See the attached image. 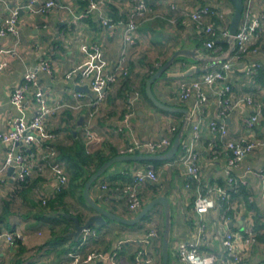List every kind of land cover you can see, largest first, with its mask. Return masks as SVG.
Instances as JSON below:
<instances>
[{"label":"crops","instance_id":"obj_1","mask_svg":"<svg viewBox=\"0 0 264 264\" xmlns=\"http://www.w3.org/2000/svg\"><path fill=\"white\" fill-rule=\"evenodd\" d=\"M46 1L49 0H41L39 5ZM57 1L70 10L55 7L48 9L44 14H34L26 8V0H4L0 3V25L9 18L12 10L18 11V38L15 40L10 36L0 37V48L16 50L14 55H5L8 66L0 76V132L9 130L12 122L22 116L25 119L32 117L30 105L21 114L10 101L12 90L22 83L27 72H37L40 88L48 103L53 106L72 102L76 86H87L89 89V82L93 77L106 75L117 65L122 49L121 32L119 29L109 31L103 28L99 18L103 13L114 21H127L132 11L130 0H97L104 4L102 13L94 11L76 22L74 14H83L87 3L80 4L82 0ZM146 2L150 11L148 19L140 23L137 41L128 49L126 55L128 85L122 86L118 83L106 89V99L92 118L88 117L86 109L80 112L72 111L69 119L62 114L64 109L57 111L55 116L46 122L48 129H59L55 133L56 143H71L68 134L76 122L78 126L81 117H84L82 125L78 126L81 138L84 139L86 128L95 135L89 144L85 141L86 152L101 150L104 156L112 158L119 156L120 150L133 139L141 142L157 141L174 136L179 126L178 133L182 129L185 115L156 107L146 95V82L176 51L198 50L199 61L178 59L152 85L153 95L159 103L190 112L195 97L192 95L187 100H181L178 84L183 81L190 82L202 73L191 77H171L170 74L184 72L191 66L205 67L207 71L211 68V59L218 56V51L214 53L205 49L204 31L186 15L205 6L214 10L215 17L220 22V25L216 26L219 34L215 44L216 48L221 50L220 42L229 46V41L222 39L220 32L224 28L228 30L233 5L227 0ZM252 11L253 17L262 14L264 0H255ZM94 44L99 47V56L90 49ZM41 62L50 66V72L38 70ZM256 63L260 65V69L254 78H250L246 69ZM67 75H70V78H67ZM229 76L234 99L251 95L264 103V23L260 37L249 45L246 53L232 61ZM215 91V88L205 89L208 101L202 110L201 140L196 147L197 164L200 168L199 186L186 179L182 165L173 166L170 160L156 169L151 166L158 176L157 182L146 181L140 189V197L143 205L163 195L169 199L171 231L168 264H184L176 256V247L185 241H197L200 253L213 257V264H226V255L221 247L224 232L230 230L243 234L248 221L254 224L256 243L247 251L245 263L264 264V179L259 175L264 172V113L259 124L252 130L245 126L252 113L251 107L245 103H240L223 120L229 139L245 137L262 142V145L248 154L239 166L230 171L234 182L240 188L238 191L227 179L226 153L222 148H209L214 136L209 133L207 125L216 119ZM83 94L87 99L95 96L90 89ZM31 97L29 95V99ZM128 114L129 122L125 124ZM183 133L181 146L175 157L185 152L183 148L190 141L191 121ZM76 134L75 130L73 135ZM10 148L11 146L0 143V164ZM35 163L30 161L31 166H35ZM147 167L149 166L133 162L116 163L90 188V197L118 216L134 218L136 214L127 210L126 199L120 189L125 182L132 180L136 171ZM13 177L14 171L9 174L8 169L4 174V185L0 187V198L12 186ZM55 186L54 177L49 171H45L34 189H24L16 197L10 215L5 222L0 223V264H110L105 257L109 258L113 254L116 264H136L134 255L143 246L141 240L145 236L148 223L155 219L159 228L162 229L164 225L163 209L157 206L149 221H142L131 229L113 222H108L105 227L93 226L89 229L90 237L82 244L83 232L76 239L72 236L75 232V220L84 224L94 212L78 196L64 200L62 206L67 208L66 212L49 208L42 211L41 200L52 199L56 194ZM213 186L220 187L229 194L228 206H224L215 195L207 194L206 189ZM198 192L203 196L208 195L212 202L208 213L202 217L194 210ZM225 207V215L230 218L226 223L221 220ZM229 223L232 226L229 227ZM6 224L11 226L13 231L20 233V248L16 244L10 245L3 237L5 233H9ZM61 233H64L66 240L60 242ZM75 241L78 243L73 244ZM161 245L162 241L158 239L150 247L153 264H161ZM91 254L102 257L84 263V259ZM71 255H78L79 262H75Z\"/></svg>","mask_w":264,"mask_h":264},{"label":"built area","instance_id":"obj_2","mask_svg":"<svg viewBox=\"0 0 264 264\" xmlns=\"http://www.w3.org/2000/svg\"><path fill=\"white\" fill-rule=\"evenodd\" d=\"M4 0H0L3 3ZM41 0H26V8L34 14H44L51 8H59L70 10L69 7L63 5L57 0H49L39 5ZM132 11L130 18L127 21H114L111 17L102 13L104 4L97 0H87V8L83 14H74V21H79L85 18L88 14L99 11L102 15L99 18L100 25L109 30L115 31L119 29L121 32L122 49L118 58L117 65L106 75H98L93 77L89 82V89L94 93L91 99H87L85 94L76 92L73 94V101L67 103H58L51 106L40 88L37 75L33 72H27L23 76L22 83L15 87L10 94V101L21 114L28 105L32 107V117L25 119L23 116L12 122L9 130L0 132V143L9 145L11 148L6 153L3 162L0 164V186L4 185L5 172L13 168L14 180H23L31 173V165L26 154L20 150L23 147L26 150L35 147L40 161L48 164L50 173L56 181L55 191L59 192L67 184V177L64 172L62 162L54 159L56 150L50 145L55 135L49 131L46 125L48 116L54 115L60 109H69L74 112H80L86 109L88 117L92 118L95 111L101 106L106 98V89L115 83L119 78L127 75L126 55L128 49L137 41V31L140 23L148 19L149 8L146 0H130ZM244 8L242 20L238 26L237 32L233 37L228 35L226 28L221 29L220 36L225 41H229V46L226 51L217 49L215 39L218 37V31L213 22L209 20L215 13L208 6L202 7L197 11L191 12L186 16L201 27L205 35V49L217 53L211 59V68L199 75L190 82H180L178 91L181 100H187L192 95L195 97L194 105L190 111L189 122H192V133L190 141L184 146L185 152L178 157L173 158L170 164L173 166L182 165L185 168L186 179L198 184L200 181V168L197 164L198 153L196 147L201 140L202 129V110L204 104L208 101L205 89L215 88L216 99V119L207 125L209 133L214 136L210 142L209 148L216 150L222 148L226 153V175L230 183L237 188L230 171L235 169L245 159V157L254 151L255 148L262 145L261 141L248 140L245 137L239 139H229L228 131L223 122L228 113L236 108L240 103L249 105L252 113L245 122L248 130L254 129L262 118V110L264 103L254 99L251 95L244 96L241 99H234L232 96V85L230 83V69L233 60L238 59L242 54L249 50V45L260 37L262 25L264 23V12L257 17L252 16L255 0H243ZM18 11L12 10L9 18L0 25V37L18 38ZM92 51L99 56L98 45L90 47ZM16 54L15 49L6 50L0 48V76L8 66L6 56ZM6 55V56H5ZM209 59V57H207ZM39 68L42 71L50 72V66L41 62ZM260 69L259 64H254L246 69V74L250 78H254ZM70 78V75H67ZM195 93V94H193ZM31 95V99H29ZM130 114L126 115L125 124H128ZM94 134L89 129H85L84 137L86 143H90L94 139ZM172 138L166 137L157 141L141 142L133 139L132 142L120 150V155H156L165 153L172 145ZM39 162V161H38ZM264 179V172L259 173ZM158 176L155 170L149 166L144 170H138L134 173L132 180L125 183L121 187V192L126 199L127 210L137 214L143 208V201L140 197V189L146 181L157 182ZM189 184H186L188 187ZM207 194L215 195L222 201L224 206L229 205V194L222 188L213 186L206 189ZM207 196L197 193L194 201V210L200 217L208 213L212 202ZM45 204V202H42ZM223 206V207H224ZM226 208V207H225ZM222 210L221 220L226 223L230 218L225 215L226 209ZM159 229L152 219L147 225V231L144 238L141 240L142 248L138 249L134 255L136 264H153V255L148 249L153 243L159 239ZM91 231H83L82 244H85L86 239L90 237ZM3 237L10 245H14V238L20 240L18 232L5 233ZM256 243V233L254 224L248 221V225L243 234H238L227 230L224 232L221 239V247L226 255V264H246V254L252 245ZM176 256L178 260L184 264H213V257L204 256L200 253V246L197 241L180 242L176 247ZM75 262H79L78 255H71ZM102 255L91 254L84 259V263L95 260ZM115 254L111 257H105L110 261V264H116L114 260Z\"/></svg>","mask_w":264,"mask_h":264},{"label":"water","instance_id":"obj_3","mask_svg":"<svg viewBox=\"0 0 264 264\" xmlns=\"http://www.w3.org/2000/svg\"><path fill=\"white\" fill-rule=\"evenodd\" d=\"M233 5V13L231 16L230 24L228 27V35L230 37H233L238 29V26L242 19V13H243V0H227ZM200 52L198 50L192 51L187 49H182L179 51H176L173 56L170 58L168 62H166L161 68H159L146 82V95L148 98L153 102V104L158 107L159 109H162L164 111L168 112H180L185 115V120L182 125V129L180 132L176 135V137L173 140V143L171 147L162 154H156V155H119L116 156L106 163H104L91 177L87 180L85 183L84 189H83V197L85 199V202L88 204V206L93 210L94 214L91 215L87 222L84 224L79 223L77 220H75V232L72 233V236L75 237V239L85 230H88L92 228L93 226L96 227H105L108 225V222H113L116 224L134 227L141 223L143 219L150 214L155 207L161 206L163 209L164 214V229H163V238H162V245H161V264H168L169 263V240H170V231H171V206L170 202L167 196H159L148 202L146 205L143 206V208L135 215L134 218H124L121 216H118L108 209L100 206L97 202L92 200L90 197V188L91 186L113 165L119 162H144V161H170L177 155L180 146H181V140L183 139V132L187 128L189 124V117L190 112L188 110H181L176 108H169L167 106L162 105L159 103L152 92V85L158 81L162 75L180 58L193 61H199V55ZM38 70H41L38 68ZM37 70V71H38ZM206 72L205 67H196L191 66L189 69H187L184 72L181 73H175L170 74L171 77H191L195 74L204 73ZM33 73H37L34 72ZM76 92L80 93H86L89 91L87 86H76L75 87ZM84 117H81L78 121V126H81L83 123ZM13 171V168L9 169V174H11ZM228 226H232L231 223L228 224Z\"/></svg>","mask_w":264,"mask_h":264},{"label":"trees","instance_id":"obj_4","mask_svg":"<svg viewBox=\"0 0 264 264\" xmlns=\"http://www.w3.org/2000/svg\"><path fill=\"white\" fill-rule=\"evenodd\" d=\"M87 3V0H82L80 4ZM214 11V10H213ZM214 15L209 18L211 22L214 23L215 27L220 25V22L217 20L215 17L216 12L214 11ZM201 43H199L200 45ZM220 48L222 51H226L228 49V44L225 42H220L219 44ZM128 69H127V75L124 77L119 78L115 83L110 85L116 86L118 83L122 84V86H127L128 85ZM143 95L145 96V91L143 90ZM146 97V96H145ZM91 99V98H90ZM106 99V98H105ZM105 101V100H104ZM72 111L69 109H64L62 110V114L66 119H69L72 116ZM264 113V109L262 110V116ZM55 115L49 116L46 119V122L48 121L49 118H53ZM77 123V122H76ZM74 125V128L72 131L68 134L69 139L71 140L70 144H61V143H56L57 140L55 133L59 131V129H49L50 132H52L55 136V138L50 141V145L56 150V159L57 161L62 162L64 166V172L67 177V184L65 187H63L59 192L55 194V196L52 199H49L48 201L45 199L41 200V205L42 206V211L46 209H51L54 211H60L64 210V212L67 211V208L63 207L64 200L66 198H72L75 199L76 196L79 197L80 200L85 201L83 197V189L85 186V183L87 180L93 175L104 163L109 161L112 157H107L104 156L101 150H96L92 153H87L86 152V146H85V137L84 139L81 138L79 135V127ZM180 129V126L176 129L174 132V136H172V141L178 134V130ZM77 132L76 136L73 135V133ZM56 141V142H55ZM20 150L26 154L28 157L29 162L31 160L35 161V166L31 167V173L29 176H27L23 180H14L13 184H11L10 188L5 192L3 197L0 198V223H3L6 221L7 216L10 215V210L11 207L13 206L15 199L17 196H19L20 192L24 189L30 191L36 187V183L39 180V177L45 173V171H49L48 164L45 162L40 161L39 156L37 155V149L35 147L30 148V150H26L23 147H20ZM115 156V155H113ZM39 161V162H38ZM166 162V161H165ZM131 163V162H130ZM139 164L142 165H147V166H152L154 169L159 167L162 163L160 161H144V162H138ZM97 182V181H96ZM96 182L91 186L93 187ZM130 182V181H129ZM127 183V182H125ZM1 187V186H0ZM237 190L239 191L240 188L237 187ZM236 190V191H237ZM234 197V195H233ZM42 202H45L43 204ZM44 205V206H43ZM62 207V209H60ZM152 213V212H151ZM151 213L148 214L143 221H149L151 218ZM156 222V221H155ZM158 225V224H157ZM9 233H15L16 231H13V228L6 224ZM159 229V241H162L163 238V229ZM64 233H61V237L59 241H65L66 238L63 235ZM56 236L57 234L54 233ZM18 248H20V240L14 238ZM78 243V241H75L73 244ZM153 246V245H152ZM150 249H148L149 251ZM150 253V252H149ZM151 254V253H150Z\"/></svg>","mask_w":264,"mask_h":264},{"label":"rangeland","instance_id":"obj_5","mask_svg":"<svg viewBox=\"0 0 264 264\" xmlns=\"http://www.w3.org/2000/svg\"><path fill=\"white\" fill-rule=\"evenodd\" d=\"M119 225V224H118ZM127 228H132V227H129V226H127ZM164 228V225H163V227H162V229ZM161 229V228H160ZM18 235H20V233L18 232Z\"/></svg>","mask_w":264,"mask_h":264}]
</instances>
